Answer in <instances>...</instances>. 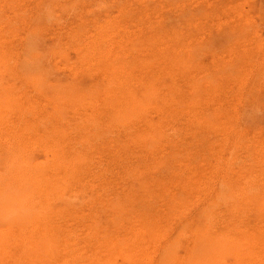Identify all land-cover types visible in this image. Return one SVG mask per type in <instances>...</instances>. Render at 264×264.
Wrapping results in <instances>:
<instances>
[{"label": "rangeland", "instance_id": "rangeland-1", "mask_svg": "<svg viewBox=\"0 0 264 264\" xmlns=\"http://www.w3.org/2000/svg\"><path fill=\"white\" fill-rule=\"evenodd\" d=\"M0 93V264H264V0H0Z\"/></svg>", "mask_w": 264, "mask_h": 264}, {"label": "bare ground", "instance_id": "bare-ground-1", "mask_svg": "<svg viewBox=\"0 0 264 264\" xmlns=\"http://www.w3.org/2000/svg\"><path fill=\"white\" fill-rule=\"evenodd\" d=\"M118 79H119V78H118ZM41 83H42V82H41ZM42 85H43V83H42ZM3 86H4V85H3ZM37 86H39V85H37ZM45 87H46V86H45ZM62 88H63V87H62ZM42 89H43V88H42ZM98 90H99V89H98ZM57 91H58V90H57ZM65 91H66V90H65ZM4 92H5V91H4ZM87 92H88V91H87ZM0 94H1V93H0ZM7 96H8V95H7ZM56 97H57V96H56ZM64 98H65V97H64ZM3 99H4V98H3ZM0 100H2V99H0ZM5 100H6V98L4 99V101H5ZM72 100H73V99H72ZM0 102H1V101H0ZM2 102H3V100H2ZM5 102H6V101H5ZM76 102H77V101H76ZM3 103H4V102H3ZM2 106H3V105H1V107H2ZM61 107H62V106H61ZM18 146H19V145H18ZM23 148H24V147H23ZM15 154H16V153H15ZM13 157H14V156H13ZM18 157H19V156H18ZM32 157H33V156H32ZM15 159H16V158H15ZM35 159H36V158H35ZM36 166H37V165H36ZM15 167H16V166H15ZM33 167H34V166H33ZM40 168H41V166H40ZM15 169H16V168H15ZM17 169H18V167H17ZM32 170H34V169H32ZM32 170H31V171H32ZM36 170H37V169H36ZM36 170H35V171H36ZM20 171H21V170H20ZM35 171H34V173H35ZM39 171H40V170H39ZM37 172H38V171H37ZM13 173H15V172H13ZM16 173H17V172H16ZM26 173H27V172H26ZM10 174H11V173H10ZM14 175H15V174H14ZM17 175H18V174H17ZM19 176H20V175H19ZM32 176H33V174H32ZM15 177H16V175H15ZM20 178H21V177H20ZM17 179H18V178H17ZM3 181H4V180H3ZM5 181H6V180H5ZM1 182H2V181H1ZM44 182H45V181H44ZM12 183H13V182H11V184H12ZM14 184H15V182H14ZM27 184H29V183H27ZM38 184H39V183H38ZM38 184H37V185H38ZM5 185H6V184H5ZM16 185H17V184H16ZM43 185H44V184H43ZM14 187H16V186H14ZM33 187H34V186H33ZM40 187H41V185H40ZM2 188H3V187H2ZM4 188H5V187H4ZM11 188H12V187H11ZM24 188H25V187H24ZM37 188H39V187H37ZM22 189H23V187H22ZM35 189H36V188H35ZM14 190H15V189H14ZM48 190H49V189H48ZM7 191H8V188H7ZM18 193H19V192H18ZM2 196H3V195H2ZM18 196H19V195H18ZM252 197H253V196H252ZM20 199H21V198H20ZM30 199H32V198H30ZM30 199H29V200H30ZM241 199H242V198H241ZM2 200H3V199H2ZM13 200H14V199H13ZM15 201H16V200H15ZM32 201H33V200H32ZM7 202H8V201H7ZM5 203H6V202H4V204H5ZM9 203H10V201H9ZM9 203H6V204H9ZM12 203H13V202H12ZM26 203H27V202H26ZM32 203H33V202H32ZM10 204H11V203H10ZM11 205H12V204H11ZM11 205H10V206H11ZM13 205L15 206L14 203H13ZM24 206H26V205H24ZM30 207H31V206H30ZM11 208H12V207H11ZM27 208H28V207H27ZM32 210H33V209H32ZM13 211H14V210H13ZM29 211H30V210H29ZM33 211H34V210H33ZM25 212H26V211H25ZM31 212H32V211H31ZM16 213H17V212H16ZM23 213H24V212H23ZM23 213H22V214H23ZM26 213H27V212H26ZM18 214H19V213H18ZM30 214H31V213H30ZM10 215H11V213H10ZM13 215H14V213H13ZM11 216H12V215H11ZM30 221H31V220H30ZM27 222H28V221H27ZM31 222H33V221H31ZM31 222H29V223H31ZM43 223H44V222H43ZM45 230H46V229H45ZM200 235H201V234H200ZM22 236H23V235H22ZM45 236H46V237H44V238H47L48 235H45ZM205 236H206V235H205ZM205 236H202V237L204 238ZM219 236H220V238H221L222 235H218V237H219ZM226 236H227V235L225 234L224 238H222V239H223V240H224V239H227ZM202 237H201V238H202ZM42 238H43V237H42ZM42 238H41V239H42ZM206 238H208V236H207ZM206 238H204V239H206ZM230 238H231V237H230ZM26 239H27V238H26ZM26 239H25V240H26ZM211 239H212V237H211ZM31 240H32V239H31ZM200 240H201V239H200ZM200 240L198 239V241H200ZM217 240H218V239H217ZM217 240H215V241H217ZM220 240H221V239H220ZM227 240H228V239H227ZM236 240H237V239H236ZM236 240H235V241H236ZM42 241H43V240H42ZM45 241H46V240H45ZM59 241H60V240H59ZM198 241H197V242H198ZM206 241H207V239H206ZM230 241H232V239L229 240V242H230ZM233 241H234V240H233ZM237 241H239V240H237ZM24 242H25V241H24ZM204 242H205V240H204ZM208 242H209V241H208ZM210 242H211V241H210ZM210 242H209V243H210ZM227 242H228V241H227ZM229 242H228V243H229ZM25 243H26V242H25ZM30 243H31V242H30ZM32 243H33V242H32ZM46 243H47V242H46ZM119 243H120V242H119ZM215 243H217V242H215ZM215 243H213V244H215ZM218 243H220V241H219ZM221 243H222V242H221ZM242 243H244V242H242ZM34 244H35V243H34ZM117 244H118V243H117ZM129 244H130V243H129ZM203 244H204V243H203ZM236 244H237V243H236ZM238 244H239V243H238ZM38 245H39V244H38ZM43 245H44V244H43ZM45 245H46V244H45ZM50 245H51V244H50ZM118 245H119V244H118ZM121 245H123V244H121ZM198 245H199V244H198ZM206 245H207V244H206ZM215 245H216V244H215ZM228 245H229V244H228ZM231 245H232V244H231ZM242 245H244V244H242ZM246 245H247V243H246ZM137 246H138V245H137ZM203 246H204V245H203ZM211 246H212V245H211ZM217 246H218V244H217ZM219 246H220V245H219ZM219 246H218V247H219ZM224 246H227V245H224ZM234 246H235V245H234ZM237 246H238V245H237ZM247 246H248V245H247ZM251 246H252V245H251ZM46 247H48V246H46ZM51 247H52V246H51ZM134 247H136V245H135ZM221 247H222V246H221ZM232 247H233V246H232ZM242 247H243V246H242ZM245 247H246V246H245ZM248 247H249V246H248ZM118 248H119V246H118ZM211 248H214V247L212 246ZM211 248H210V249H211ZM46 249H47V248H46ZM196 249H197V248H196ZM198 249H200V247H198ZM198 249H197V250H198ZM218 249H220V248H218ZM218 249H217V250H218ZM236 249H237V248H236ZM248 249H249V248H248ZM42 250H43V248H42ZM197 250H196V251H197ZM212 250H213V249H212ZM232 250H233V249H232ZM242 250H243V249H242ZM249 250H250V249H249ZM251 250H252V248H251ZM198 251H199V250H198ZM204 251H205V250H204ZM229 251H230V250H229ZM252 251H254V249H253ZM252 251H251V252H252ZM44 252H45V251H44ZM200 252H202V251H200ZM205 252H206V251H205ZM211 252H212V251H211ZM214 252H215V251L213 250L212 253H214ZM230 252H231V251H230ZM237 252H238V251H237ZM41 253H42V252H41ZM136 253H137V252H136ZM138 253H139V252H138ZM146 253H147V252H146ZM168 253H170V251H168ZM197 253H198V252H197ZM197 253H196V254H197ZM207 253H208V252H206V255H207ZM209 253H210V252H209ZM216 253H217V252H216ZM224 253H225V251L223 252V254H224ZM232 253H233V251H232ZM248 253H249V252H248ZM248 253H247V254H248ZM134 254H135V253L133 252V255H134ZM171 254H172V253H171ZM192 254H193V253H192ZM201 254H202V253H201ZM201 254H199V255H200L199 259L201 258ZM210 254H211V253H210ZM230 254H231V253H230ZM233 254H234V253H233ZM243 254H244V253H243ZM247 254H246V255H247ZM252 254H253V253H252ZM252 254H251V255H252ZM133 255H132V256H133ZM211 255H213V254H211ZM215 255H217V254H215ZM227 255H228V253H227ZM249 255H250V254H249ZM139 256H140V255H139ZM167 256H168V255H167ZM167 256H166V257H167ZM193 256H195V255H193ZM213 256H214V255H213ZM217 256H218V255H217ZM217 256H216V257H217ZM134 257H135V256H134ZM189 257H190V255H189ZM196 257H197V256H196ZM187 258H188V257H187ZM193 258H194V257H193ZM193 258H192V259H193ZM211 258H213V257H211ZM250 258H251V257H250ZM141 259H142V257H141ZM141 259H140V261H141ZM195 259H196V258H195ZM201 259H202V258H201ZM137 260H139V259H137ZM142 260H143V259H142ZM147 260H148V259H147ZM147 260H146V261H147ZM202 260H203V259H202ZM202 260H201V261H202ZM216 260H217V259H216ZM135 261H136V260H135ZM103 262H104V261H103ZM137 262H139V261H137ZM259 262H260V261H259ZM105 263H106V262H105ZM133 263H134V262H133ZM190 263H191V262H190ZM200 263H201V262H200ZM216 263H217V262H216ZM218 263H219V261H218ZM254 263H255V262H254ZM113 264H114V263H113ZM136 264H137V263H136ZM143 264H144V263H143ZM165 264H167V263H165ZM174 264H175V263H174ZM180 264H181V263H180ZM184 264H186V263H184ZM191 264H193V263H191ZM201 264H204V262H202ZM207 264H208V263H207ZM250 264H251V263H250Z\"/></svg>", "mask_w": 264, "mask_h": 264}]
</instances>
